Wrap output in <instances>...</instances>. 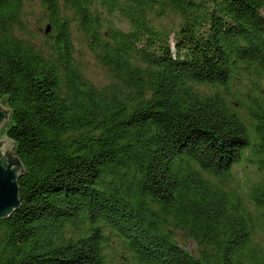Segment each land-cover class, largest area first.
<instances>
[{
  "label": "trees",
  "instance_id": "16d2710c",
  "mask_svg": "<svg viewBox=\"0 0 264 264\" xmlns=\"http://www.w3.org/2000/svg\"><path fill=\"white\" fill-rule=\"evenodd\" d=\"M0 97V264H264V0H0Z\"/></svg>",
  "mask_w": 264,
  "mask_h": 264
},
{
  "label": "water",
  "instance_id": "95a60500",
  "mask_svg": "<svg viewBox=\"0 0 264 264\" xmlns=\"http://www.w3.org/2000/svg\"><path fill=\"white\" fill-rule=\"evenodd\" d=\"M51 28V25L46 26V34L51 32ZM11 114V108L5 106L0 97V220L9 219L20 209L22 200L19 179L27 174L26 167L17 154L15 142L9 137L1 138Z\"/></svg>",
  "mask_w": 264,
  "mask_h": 264
},
{
  "label": "rangeland",
  "instance_id": "374dc122",
  "mask_svg": "<svg viewBox=\"0 0 264 264\" xmlns=\"http://www.w3.org/2000/svg\"><path fill=\"white\" fill-rule=\"evenodd\" d=\"M35 4L39 6L38 3ZM45 28H40V31L45 32ZM123 28H128V27L124 26ZM74 40H75V47L77 50L76 56L79 59L87 78L98 86H102L106 84L108 79L106 71L99 64L96 55H94L89 49L87 42L83 40L77 32L74 33ZM1 138L7 139L8 137L6 135L1 134ZM237 180L240 185L244 186L248 179L245 178L242 173H240L238 175ZM178 240L188 250H191L196 253V248H197L196 242L190 238H187L183 232H178Z\"/></svg>",
  "mask_w": 264,
  "mask_h": 264
}]
</instances>
